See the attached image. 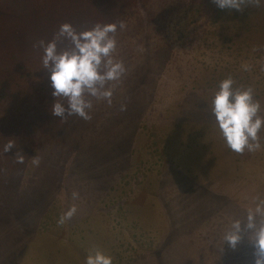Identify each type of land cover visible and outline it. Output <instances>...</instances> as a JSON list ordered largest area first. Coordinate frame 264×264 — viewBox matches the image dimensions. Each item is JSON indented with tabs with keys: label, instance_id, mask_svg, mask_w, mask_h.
I'll use <instances>...</instances> for the list:
<instances>
[{
	"label": "rangeland",
	"instance_id": "obj_1",
	"mask_svg": "<svg viewBox=\"0 0 264 264\" xmlns=\"http://www.w3.org/2000/svg\"><path fill=\"white\" fill-rule=\"evenodd\" d=\"M92 1L0 0V264H86L96 251L113 264H255L250 230L242 224L235 247L224 237L256 206L240 203L264 200V130L259 150L232 151L211 101L231 76L264 115V3ZM121 21L113 56L127 71L111 82L112 104L93 99L90 120L54 116L38 42L66 22L80 32ZM199 150L200 163L212 151L215 167H194L204 173L193 184L179 171Z\"/></svg>",
	"mask_w": 264,
	"mask_h": 264
},
{
	"label": "clouds",
	"instance_id": "obj_2",
	"mask_svg": "<svg viewBox=\"0 0 264 264\" xmlns=\"http://www.w3.org/2000/svg\"><path fill=\"white\" fill-rule=\"evenodd\" d=\"M220 9L241 10L242 0H214ZM264 3V0H258ZM126 24H100L78 32L71 23H63L56 36L48 42L39 41L37 46L43 48L42 63L50 72L52 95L55 101L51 112L54 116L67 119L77 115L90 120L93 99L112 104L115 85L124 76L127 68L122 60L113 56L117 47L115 33L124 30ZM66 39L70 46L63 50L58 41ZM231 76L223 79L211 101L216 124L234 152L243 153L245 149L255 152L262 146L260 132L264 130V115H261V103L251 87H235ZM126 105H121V111ZM15 143L9 141L3 151L9 152ZM16 162L23 164L25 156L16 152ZM34 163H39L37 156ZM74 198L78 193H73ZM73 205L58 220L63 224L75 213ZM243 228L250 230V239L256 247L255 264H264V200H258L255 208H249L245 221L236 220L226 232L224 240L233 247L241 239ZM86 264H113V258L102 251L89 254Z\"/></svg>",
	"mask_w": 264,
	"mask_h": 264
},
{
	"label": "crops",
	"instance_id": "obj_3",
	"mask_svg": "<svg viewBox=\"0 0 264 264\" xmlns=\"http://www.w3.org/2000/svg\"><path fill=\"white\" fill-rule=\"evenodd\" d=\"M220 148V147H219ZM224 149V147L222 148V150ZM211 152L212 151H210L209 152V154H208V156H207V159H206V161H204V163H205V165H207V166H209V167H215V162L213 163V161H212V159H210V157L211 156H209V155H211ZM200 154H201V151L199 150V151H196L195 152V154H193V158L192 159H190V162L191 163H193L194 165L193 166H191V168H194V167H197L198 166V164L200 165V164H204V163H200L198 160L200 159ZM225 157H229V151H227L226 153H224L223 154ZM173 160V162H175V163H178L176 160H175V158H173L172 159ZM194 160V161H193ZM191 168H188V167H185L184 165L180 168V171H179V173H180V175H183V176H186V177H191L192 178V176H193V178H192V183L193 184H198V181H201L200 179H202V178H199L198 176H196V175H198V173H204V172H199L198 170H196L195 168V170H193V171H191L190 170V172H192V173H187L184 169H191ZM212 171V170H211ZM182 172V173H181ZM206 175H207V173H205ZM195 176V177H194ZM199 178V179H198ZM213 181H215V182H210L212 185H214L215 183L217 184L218 183V180L217 179H215V180H213ZM249 186H250V183H249V181H247V182H245L244 181V183H243V188H245V189H243V190H248L249 189ZM153 192H155V191H153ZM123 203V201L121 202V201H119L117 204H122ZM145 203H147L148 204V202H145ZM257 203V202H256ZM256 203H253L252 201H250V202H244V203H240V204H256ZM139 204H142V203H139Z\"/></svg>",
	"mask_w": 264,
	"mask_h": 264
},
{
	"label": "trees",
	"instance_id": "obj_4",
	"mask_svg": "<svg viewBox=\"0 0 264 264\" xmlns=\"http://www.w3.org/2000/svg\"><path fill=\"white\" fill-rule=\"evenodd\" d=\"M123 1V3H124V5H126L127 3H129V0H122ZM92 3H94V4H96V5H99L100 3H101V0H93L92 1ZM125 7V6H124ZM123 7V8H124ZM122 8V9H123ZM86 11H89V12H92V11H90L89 9L88 10H86ZM82 12L81 13V11L78 13V14H76V15H78L77 17H74V22L75 21H77L78 19H79V16H83V15H85V13H87V12ZM98 12H100V11H98ZM115 13V12H114ZM114 13H112V14H107V15H104V14H98L97 12L95 13V15L97 16V18H99L100 20H102L101 18H103V17H107V18H104V20H108V18H114L115 17V15H116V13L114 14ZM114 14V15H113ZM75 15V16H76ZM151 16H155V15H151ZM11 54V52H9L8 53V55H10ZM212 185V184H211ZM212 186H214V185H212Z\"/></svg>",
	"mask_w": 264,
	"mask_h": 264
}]
</instances>
